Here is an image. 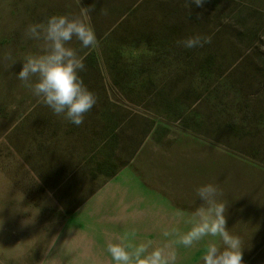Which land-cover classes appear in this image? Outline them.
<instances>
[{
    "label": "rangeland",
    "instance_id": "obj_1",
    "mask_svg": "<svg viewBox=\"0 0 264 264\" xmlns=\"http://www.w3.org/2000/svg\"><path fill=\"white\" fill-rule=\"evenodd\" d=\"M89 6L98 46H68L98 99L76 126L17 74L40 52L29 24ZM206 183L264 264V0H0V264H115L109 244L202 264L220 238H181Z\"/></svg>",
    "mask_w": 264,
    "mask_h": 264
},
{
    "label": "clouds",
    "instance_id": "obj_2",
    "mask_svg": "<svg viewBox=\"0 0 264 264\" xmlns=\"http://www.w3.org/2000/svg\"><path fill=\"white\" fill-rule=\"evenodd\" d=\"M209 0H190V3L203 8ZM92 6L81 7L78 17L52 15L45 23L29 24L25 36L39 42L40 52L29 54L22 63L17 78L30 88L39 102L49 107L57 116L79 126L85 114L97 103L96 94L91 91L79 75L85 69L84 58L68 46L75 38L84 49L96 48L98 39L91 24ZM107 15V9H101ZM210 36H190L180 41L186 49L203 47L211 43ZM35 77V82L32 78ZM196 196L203 201L193 213V227L183 235L181 242L186 247L208 236L219 237L222 247L210 243L202 257V264H244L242 242L229 232L226 219V204L220 199L223 192L217 185L206 183L195 189ZM115 264H172L175 257L165 256L161 250H154L141 258L146 251L141 246L135 253H129L122 244H109ZM47 264H56L49 260Z\"/></svg>",
    "mask_w": 264,
    "mask_h": 264
}]
</instances>
